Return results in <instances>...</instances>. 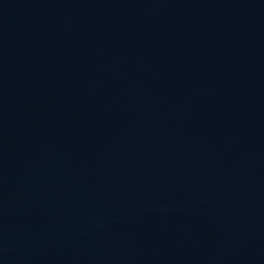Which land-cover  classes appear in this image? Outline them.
Returning a JSON list of instances; mask_svg holds the SVG:
<instances>
[{"label": "water", "instance_id": "95a60500", "mask_svg": "<svg viewBox=\"0 0 264 264\" xmlns=\"http://www.w3.org/2000/svg\"><path fill=\"white\" fill-rule=\"evenodd\" d=\"M0 264H264V0H0Z\"/></svg>", "mask_w": 264, "mask_h": 264}]
</instances>
